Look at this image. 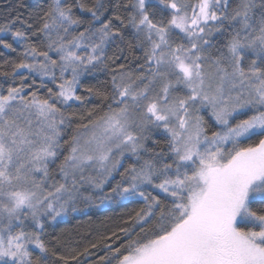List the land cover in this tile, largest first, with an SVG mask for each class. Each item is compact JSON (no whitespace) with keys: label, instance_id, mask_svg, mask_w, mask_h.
Listing matches in <instances>:
<instances>
[{"label":"snow or ice","instance_id":"6c2138e0","mask_svg":"<svg viewBox=\"0 0 264 264\" xmlns=\"http://www.w3.org/2000/svg\"><path fill=\"white\" fill-rule=\"evenodd\" d=\"M17 47L0 264H264V0H48L0 25ZM111 204L140 206L83 246L55 235Z\"/></svg>","mask_w":264,"mask_h":264},{"label":"trees","instance_id":"16d2710c","mask_svg":"<svg viewBox=\"0 0 264 264\" xmlns=\"http://www.w3.org/2000/svg\"><path fill=\"white\" fill-rule=\"evenodd\" d=\"M47 2L48 0H0V25L7 24L18 12L22 16H26L29 12L38 11ZM9 41L11 42L10 37ZM21 51L22 47H17L15 52L0 48V66H3L0 70H7L8 66L5 64V61L11 62L16 60ZM4 79L3 76H0V83ZM103 80V76L97 79L90 78L87 84L89 86H100ZM139 206V204H127L126 206L111 204L98 208H89L86 211L68 216L54 228V232L62 241L72 246H83L99 233H103L119 224L121 217L126 216L133 208H138ZM99 255H103V252H99L96 256L90 257L86 264H90V261L97 260Z\"/></svg>","mask_w":264,"mask_h":264},{"label":"rangeland","instance_id":"374dc122","mask_svg":"<svg viewBox=\"0 0 264 264\" xmlns=\"http://www.w3.org/2000/svg\"><path fill=\"white\" fill-rule=\"evenodd\" d=\"M68 217V216H67ZM67 217H65L64 219H66Z\"/></svg>","mask_w":264,"mask_h":264}]
</instances>
